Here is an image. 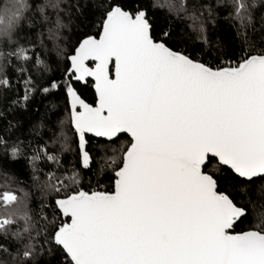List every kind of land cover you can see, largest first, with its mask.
Returning a JSON list of instances; mask_svg holds the SVG:
<instances>
[{"label":"snow or ice","instance_id":"snow-or-ice-1","mask_svg":"<svg viewBox=\"0 0 264 264\" xmlns=\"http://www.w3.org/2000/svg\"><path fill=\"white\" fill-rule=\"evenodd\" d=\"M62 3L0 0V114L13 117L0 126V264H264L257 0H90L70 47ZM220 9L242 40L210 38L206 19ZM169 17L199 44L174 28L154 34L153 18ZM25 23L43 25L35 42ZM38 94L49 122L29 118L26 135ZM15 165L29 171L36 205L11 187ZM84 172L89 184L111 173L112 190L86 188Z\"/></svg>","mask_w":264,"mask_h":264},{"label":"trees","instance_id":"trees-1","mask_svg":"<svg viewBox=\"0 0 264 264\" xmlns=\"http://www.w3.org/2000/svg\"><path fill=\"white\" fill-rule=\"evenodd\" d=\"M43 0H30V3L35 6V4L42 3ZM148 2V0H146ZM215 2V0H213ZM246 2H251V0H246ZM88 3H90V0H63L62 8L65 10L64 13L61 14V18L66 25L65 28L61 30L62 36L67 38V44L70 47L72 40L76 38V36L79 34V32L82 30V28L89 23L88 20H84L81 16L80 12L77 11V7H84ZM129 3H132V0H129ZM260 0H257V11L254 14L253 18V25L255 29H259L261 26V14L264 12V8L259 7ZM36 18H39V14L36 13ZM159 15L161 17L168 16L169 14L166 12H160ZM207 17V14H205ZM206 25L208 32L210 34V38L213 40L219 38L220 40L224 41L225 43H229L235 39L242 40V37L237 36V29L239 27L238 22L230 19L227 17V12L224 9H220L218 13L214 12L213 16L211 18L206 19ZM153 27H154V34H158L159 28L164 27L165 30H168L169 28H174L176 33L179 34L181 30L183 31V37L182 39L184 42L188 43L189 46H194L199 44V41L197 40L196 34L191 31V29L188 28L187 22L176 20L175 17H169L167 21L164 19H155L153 18ZM43 25L42 24H32L29 25L28 23H25L23 25V31L21 32V35L25 39H31L33 42L37 40V32H43ZM249 35H251V29L249 30ZM46 43H48L49 46V55H53L54 53L51 52V44L47 40V35L43 37ZM61 43L63 44L64 41L62 40ZM41 51V54L43 55V49H39ZM217 52L221 51V49L217 48L215 49ZM94 92L91 88V83L88 85V91H87V97L89 100H92L94 98ZM37 108L39 109L37 111ZM50 105L49 101L47 100H41L39 94L36 97V100L31 103L28 114L25 115L24 120L21 122L23 124V131L27 135L29 132V129L31 127V123L29 122V118L31 119V122H40L43 120L45 124H47L48 117L50 115ZM64 113V106L63 102L61 101L59 112L52 114V120H58ZM13 117L11 113H3L0 114V126L6 125L9 120H12ZM16 121L13 120V123ZM46 133V128L44 129ZM128 139L126 136H122L121 140ZM11 171L9 172L10 176H16L19 184H12L11 187L13 189L18 187H23L26 191L30 192V200L33 203V205L37 204L38 197L40 195L39 191L37 189L32 188L31 180H30V174L29 171L25 169H21L19 165L10 166ZM111 175V173L106 172L105 178L101 179L98 176H92V183L89 184V176L90 173L84 172L83 178H84V185L86 188H97L100 189L101 186L103 188L111 191L112 185L111 182L106 178L107 176ZM99 179V184L96 183V181ZM4 183V174L0 173V185ZM2 190V189H0ZM256 195H259L257 193ZM240 227H243V225L238 226V230Z\"/></svg>","mask_w":264,"mask_h":264},{"label":"water","instance_id":"water-1","mask_svg":"<svg viewBox=\"0 0 264 264\" xmlns=\"http://www.w3.org/2000/svg\"><path fill=\"white\" fill-rule=\"evenodd\" d=\"M93 92H94V90H93ZM95 94V93H94Z\"/></svg>","mask_w":264,"mask_h":264}]
</instances>
